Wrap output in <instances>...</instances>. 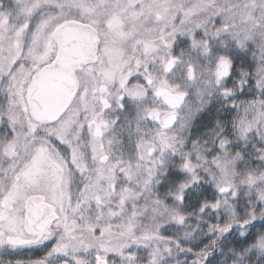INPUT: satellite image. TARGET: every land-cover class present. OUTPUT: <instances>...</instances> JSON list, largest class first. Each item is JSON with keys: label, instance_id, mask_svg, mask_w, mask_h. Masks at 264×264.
Segmentation results:
<instances>
[{"label": "snow or ice", "instance_id": "1", "mask_svg": "<svg viewBox=\"0 0 264 264\" xmlns=\"http://www.w3.org/2000/svg\"><path fill=\"white\" fill-rule=\"evenodd\" d=\"M0 264H264V0H0Z\"/></svg>", "mask_w": 264, "mask_h": 264}]
</instances>
